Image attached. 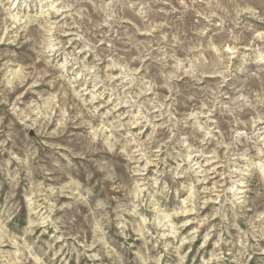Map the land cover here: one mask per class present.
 Returning a JSON list of instances; mask_svg holds the SVG:
<instances>
[{"label": "rangeland", "instance_id": "rangeland-1", "mask_svg": "<svg viewBox=\"0 0 264 264\" xmlns=\"http://www.w3.org/2000/svg\"><path fill=\"white\" fill-rule=\"evenodd\" d=\"M0 264H264V0H0Z\"/></svg>", "mask_w": 264, "mask_h": 264}]
</instances>
